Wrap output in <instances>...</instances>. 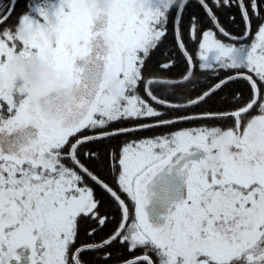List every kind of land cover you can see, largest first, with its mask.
<instances>
[{
	"label": "snow or ice",
	"instance_id": "1",
	"mask_svg": "<svg viewBox=\"0 0 264 264\" xmlns=\"http://www.w3.org/2000/svg\"><path fill=\"white\" fill-rule=\"evenodd\" d=\"M33 56L76 96L0 86V264H264V0H0Z\"/></svg>",
	"mask_w": 264,
	"mask_h": 264
},
{
	"label": "clouds",
	"instance_id": "2",
	"mask_svg": "<svg viewBox=\"0 0 264 264\" xmlns=\"http://www.w3.org/2000/svg\"><path fill=\"white\" fill-rule=\"evenodd\" d=\"M114 3L115 0H80V6L93 14L102 8H111ZM136 8L141 11L142 5L137 3ZM10 73L13 77L11 82L8 74H0V86L11 83L9 91L12 94H23L33 106H43L51 111L56 96H66L68 100L76 96L75 85L69 83L67 74L61 73L51 61L36 56L20 57L12 62ZM111 87L116 90L114 85Z\"/></svg>",
	"mask_w": 264,
	"mask_h": 264
},
{
	"label": "trees",
	"instance_id": "3",
	"mask_svg": "<svg viewBox=\"0 0 264 264\" xmlns=\"http://www.w3.org/2000/svg\"><path fill=\"white\" fill-rule=\"evenodd\" d=\"M164 131L163 129H158L157 132ZM141 135H151V133H142Z\"/></svg>",
	"mask_w": 264,
	"mask_h": 264
}]
</instances>
